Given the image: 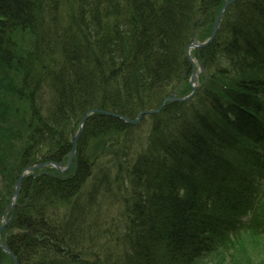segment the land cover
Wrapping results in <instances>:
<instances>
[{"label":"trees","instance_id":"trees-1","mask_svg":"<svg viewBox=\"0 0 264 264\" xmlns=\"http://www.w3.org/2000/svg\"><path fill=\"white\" fill-rule=\"evenodd\" d=\"M223 1L0 0V218L24 166L67 162L87 110L133 119L174 90L187 94L194 19L201 13L204 40ZM222 23L212 43L192 50L203 58L200 87L142 117L151 124L144 140L139 125L93 113L67 173L47 166L22 179L2 237L18 264L76 259L79 238L100 231L88 224L81 234L83 195L119 205L117 239L133 255L100 247L114 264H249L250 253L264 250V0H234ZM255 25L257 49L245 54L242 40ZM44 86L52 97L42 112ZM63 202L70 216L50 225L45 211ZM10 262L0 250V264Z\"/></svg>","mask_w":264,"mask_h":264},{"label":"rangeland","instance_id":"rangeland-1","mask_svg":"<svg viewBox=\"0 0 264 264\" xmlns=\"http://www.w3.org/2000/svg\"><path fill=\"white\" fill-rule=\"evenodd\" d=\"M195 62H197V61L195 60ZM51 97H52L51 92L49 91V89L47 87L44 86L43 93H42V99H41V105L43 106L42 112H44L45 108L49 105ZM177 103H179V102L177 101ZM147 111H150V110H147ZM158 113L159 112H151V114H153V115L158 114ZM187 118H189V116ZM187 120L190 121L189 119H186V120L181 119L180 122L181 123L183 121L186 122ZM138 121H140V122H138ZM138 121H136L137 123H135V122L130 123V125H139L140 129L142 130V133L144 131H148L149 125H151L149 118L146 117V118H143L142 120L139 119ZM148 134H150V132ZM142 136H143V140H144L145 139L144 133ZM109 144H110V142H109ZM144 145H145V143H144ZM108 150H110V149H108ZM112 158H114V157L112 156ZM67 171H69V170H67ZM123 177H125V176H123ZM128 180H129V178L127 177L124 180L123 184L125 183V184L130 185L131 183ZM88 181L89 180H87V182H85L84 185L81 187L80 194H84L85 190L86 191L88 190V188H89V182ZM15 187H16V185L12 187L11 194L13 193ZM88 192H90V191H88ZM11 194H10V196H11ZM93 195L95 197L99 194L96 193ZM81 197H83V199L81 200V202H80V200L78 201V203L80 202L78 204V207L81 205V207L83 209H87V211L84 213V216H83L84 219H83V217H81V215L78 216L79 213H76V215H75L76 221L78 223L80 220H82V219L84 220V221H82V224L80 227V228H82L81 234L86 233L85 228L88 227V224L91 225L92 227L97 226V228H99L100 231L97 234H95L94 238H92L90 241H88V239L85 237V235H84V237L79 238L78 242L77 243L75 242L76 245H75V249H74V253H73V256L76 257V259H74V261L66 260L63 264H114V262H112V261L105 260L102 251L99 250V248L103 247V246H104V248H111L112 252L114 251L117 254L123 252L127 256L133 255V250L131 247H129V244L125 241L126 239H124V238L122 239L123 236L117 239V235H122L124 233V231H123V228L120 227L122 224L121 225L117 224L119 222L117 217L120 216V215H118L120 208H119V205L117 206L115 204H112V202H114L115 200L112 201L111 199H106L107 201H105L104 203L101 204L100 199H97V198L94 199L95 201H97V203H94L95 201L88 202L87 198L84 195ZM73 199H71V207L73 204V202H72ZM15 201H16V199H15ZM85 201L88 202L87 208H86V205L83 203ZM89 203L92 204V207L89 206ZM100 206H102V209L104 207V209L101 211V213H99V215L96 214L98 216L94 215V210H96L94 208H98ZM13 208H14V205L11 206L8 210L12 211ZM70 210H71V208H70V205H68V203L67 204L65 202L57 203V204L55 203L54 206L47 208V210L45 211V217L48 219V221H50V223H49L50 225H53V226H54V224L59 225V224H62L63 220H65L66 218L68 219V216H70V214H71ZM89 210H91V211L89 212ZM79 211L81 212V210H79ZM6 214H7L6 216L9 215L8 213H6ZM120 218L122 220L121 216H120ZM2 223H4V221H2ZM116 224H117V226H116ZM6 227L7 226L4 225L0 231V241L2 240L4 233L7 232ZM54 228L55 227L51 226V229H54ZM107 228L110 230V233H108ZM101 230H104V231L101 232ZM126 230L131 231L132 226L131 225L129 227L125 226V231ZM100 233H101V235H100ZM77 239H78V237H77ZM94 243H96V246L92 247ZM89 249H90V251H89ZM231 250L232 249H230L227 253H230ZM89 253H91L92 255L90 256ZM93 254H95V255H93ZM230 256H231L230 254H226L224 256L225 260L229 261V259H231ZM250 257H251L250 258L251 260H249L250 261L249 264H260L261 262H264V250L263 249L260 250L258 254L250 253ZM208 259H209V261H208ZM242 259H244V258L242 257ZM127 260H129V259H127ZM205 262H206L205 264H207V263L208 264H219V260H216L215 257H208ZM224 263L228 264L226 261H224ZM244 263L246 264V262H244ZM244 263H242V264H244ZM28 264H30V263H28ZM54 264H62V263L54 262ZM117 264H129V262H121L120 261Z\"/></svg>","mask_w":264,"mask_h":264},{"label":"bare ground","instance_id":"bare-ground-1","mask_svg":"<svg viewBox=\"0 0 264 264\" xmlns=\"http://www.w3.org/2000/svg\"><path fill=\"white\" fill-rule=\"evenodd\" d=\"M198 1V0H197ZM230 2L232 1V0H229ZM201 5H202V1H201ZM225 11L226 10H223V11H221V12H219V13H222V15H221V18H219L220 20L218 21V17H219V13H218V16L216 17V18H214V20H213V22H212V24H211V26H210V31H209V34L207 35V37H210V40L208 41V43H206L205 45H203V46H199V47H197L196 45H195V43L192 45L191 43H193V41H191V43L189 42V45L191 44L192 45V47L194 48V50H196V51H198L199 52V50H202V49H204V48H206V46L207 45H209L210 43H212L213 42V40L214 39H216L217 38V35H218V33L220 32V29H221V26H222V22H223V17H224V14H225ZM197 14H199V13H197ZM199 18H200V16H199ZM201 18H202V16H201ZM259 20V19H258ZM200 23H201V21H200ZM254 29H256V25H255V27L253 28V31H248L247 32V34L245 35V37L243 38V40H242V46H244V47H242V52L243 53H245V54H249L250 55V53H249V51H248V47H253V49L254 50H256L257 48H256V46H254L253 45V43H254V41H255V39H256V33H257V31L256 30H254ZM195 36H198V30H197V32H195V34H194ZM211 35H213V36H211ZM209 39V38H208ZM239 46H241V45H239ZM185 52V58H188L187 56V51H184ZM192 54V52L190 53V55ZM252 54V53H251ZM202 56V54H200V55H195V58L199 61V64L202 66V60H203V58L201 57ZM240 57L242 58V61H240V63H239V65L240 66H245V67H249L248 66V61H246V57H244L243 58V55H240ZM245 61H244V60ZM245 64H247V65H245ZM196 87V86H195ZM172 94H176V92H175V90L172 92ZM193 95H194V92H193ZM193 95H191V96H189L186 100H190L192 97H193ZM176 96H177V94H176ZM170 102H172V103H177V101L176 100H174V97H172V95H168V96H166L161 102H160V104H159V106L157 107L158 108V110H159V112H160V110L162 109V108H165V106H166V103H170ZM175 105V104H174ZM126 118V117H125ZM252 126L253 127H255V124L253 123L252 124ZM82 129H83V127H82ZM82 129H81V131H82ZM81 131L79 132V134L77 135V137L75 138V140H73V138H72V136H71V146H70V149H69V155H70V158H69V162L67 161V163H68V167H71L72 166V162H73V159H74V155H75V153H76V151H77V141H78V139H79V137H80V135H81ZM90 139V138H89ZM89 139H88V141H89ZM87 141V142H88ZM74 143H75V150L74 151H72L73 150V145H74ZM73 152H75L74 154H72ZM70 163V164H69ZM37 169H39V166H36L34 169H33V174L36 172V170ZM21 170H24V171H27L28 169H26V168H22ZM68 171H66L65 173H67ZM64 173V174H65ZM28 176H32L31 174H29ZM11 212V211H10ZM9 213V212H8Z\"/></svg>","mask_w":264,"mask_h":264},{"label":"water","instance_id":"water-1","mask_svg":"<svg viewBox=\"0 0 264 264\" xmlns=\"http://www.w3.org/2000/svg\"><path fill=\"white\" fill-rule=\"evenodd\" d=\"M198 2L200 3V0H199ZM228 3H229L228 0L225 1V3H224V5L222 6L220 12L224 10V8L228 5ZM221 15H222V13H219L218 21L220 20L219 18H221ZM199 23H200V19L197 18V19L195 20V22H194V26H197ZM194 34H195V31H194L193 34H192V38H193ZM211 36H213V35H211ZM209 40H210V38H209L206 42H204V43H198V44L195 43V45H196L197 47H199V46H203V45H205L206 43H208ZM191 44L193 45L194 42L191 43ZM191 44L188 46V48L192 46ZM187 55H188L187 57L189 58L188 49H187ZM194 73H195V72L193 71V75H192V77H191V82H190V83H191V86L193 87V89H192L193 91L196 89L195 86H194V84H193V78H194L193 76H194ZM191 94H192V93H191ZM189 96H190V95H189ZM189 96H186V97H184V98H176V97H174V100H176V101H183V100L187 99ZM96 111H97V112H102V113L111 114V113H108V112H105V111H101V110H96V109H90V110H88V111L86 112V114L84 115V117L82 118V121H81V123H80V128H79V130L74 134V136H73V140H75V138H76L77 135L79 134L80 129H81V127H82V125H83V123H84V121H85L87 115H88L90 112H96ZM156 111H157V110H156ZM142 113H143V112H141V114H142ZM141 114H140V113L138 114L137 119L140 117ZM113 115H114V114H113ZM117 117H118V116H117ZM119 118H121V119L124 120V121H128V122H136V121H137V120L131 121V120H129V119H127V118H124V117H121V116H119ZM74 148H75V143H74V145H73V150H72V151L75 150ZM57 167H59L58 164H57ZM26 169H32V167H31V168H26ZM23 172H24V170H23ZM22 176H23V173H21V174L19 175V177H18V179H17V181H16V187H15V189H14V196L17 195V193H18L19 186H20V180H21ZM14 196H13V197H14ZM4 219H5V217H4ZM6 223H7V220L5 219V222H4L3 226H4ZM3 226L0 227V231H1V229H2ZM0 248L4 249V250L8 253V255L13 259L14 264H16L17 261H16L15 257L13 256V254L10 252L9 248H8L5 244H3V243L0 244Z\"/></svg>","mask_w":264,"mask_h":264}]
</instances>
